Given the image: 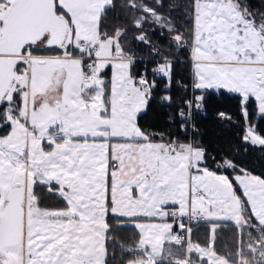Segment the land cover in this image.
<instances>
[{
  "label": "snow or ice",
  "instance_id": "snow-or-ice-1",
  "mask_svg": "<svg viewBox=\"0 0 264 264\" xmlns=\"http://www.w3.org/2000/svg\"><path fill=\"white\" fill-rule=\"evenodd\" d=\"M128 6L140 12L132 21L141 32L138 41L151 46L143 25L156 24L177 31L172 39L184 43L161 0L151 7L129 0ZM114 7L113 0H0V127L10 128L0 136V264H106L109 212L133 221L185 215L231 220L254 254L246 259L238 242L236 264H264V178L231 161L218 165L220 173H242L235 176L242 199L228 175L206 166L202 145L139 126L156 84L147 70L132 75L134 57L121 43L127 30H102ZM190 7L195 88L227 89L245 104L254 98L264 114V14L241 0H192ZM54 50L60 54H41ZM109 65L115 69L110 88L103 78ZM151 71L171 86V61ZM203 101H186L188 113L177 115L190 118ZM243 139L264 146V135L251 125ZM37 183L50 191L55 183L66 207L41 208ZM170 203L178 208L167 210ZM134 226L140 239L127 250L135 257L127 264H156L165 240L180 245L185 239L172 233V223ZM215 232L212 224L203 247L188 239L174 264H196L193 253L206 258L200 264H230L214 247Z\"/></svg>",
  "mask_w": 264,
  "mask_h": 264
},
{
  "label": "trees",
  "instance_id": "trees-1",
  "mask_svg": "<svg viewBox=\"0 0 264 264\" xmlns=\"http://www.w3.org/2000/svg\"><path fill=\"white\" fill-rule=\"evenodd\" d=\"M115 7L110 9L108 15L102 20V30L113 33L117 29H126L127 35L122 37L121 43L125 52L131 54L136 62L132 66V75L138 74L139 63L137 60H162L171 59L172 77L171 86L167 87V79H154L156 87L153 89L146 110L138 116V123L142 129L157 134L163 133L182 142L196 143L202 145L207 153L206 166L214 168V163L231 161L253 175L264 178V146L251 144L243 139L246 125L255 127L261 135H264V116L257 114L255 102L250 98L245 104L247 115L243 114L242 102L238 95L224 91H210L191 89V47L192 40L189 33L192 28L191 3L192 0H161L164 7L162 12L172 21V27L185 34L184 43H176L172 37L177 31H166L156 24H144L143 30L147 34L151 46L136 39L141 34L132 21L140 15V12L129 7V0H113ZM249 11L264 8V0H241ZM137 3L154 6L156 0H137ZM155 49V51H153ZM74 54L79 52L73 49ZM60 50L41 53L58 54ZM191 95L204 97L201 108L195 109L192 116L191 130H183L182 125L185 119H181L177 113L186 110V101L191 100ZM164 97H170L165 100ZM19 102V101H18ZM195 103V101H194ZM0 105V113L4 110ZM223 114L224 117H220ZM10 128H0V136L5 135ZM217 171V169H215ZM241 173L228 169L225 174L232 179L234 174ZM55 187V185H54ZM35 191L40 200V207L45 209L65 208L66 202L56 193L50 192L47 185L37 183ZM110 231L106 239V264H127V261L134 259V254L127 251L134 249L140 239L137 228L131 223V218L116 216L111 213L107 216ZM189 225L191 232H188V239L206 246L210 238L211 222L207 220L193 221ZM253 224L257 222L253 219ZM172 231L178 232V224L173 222ZM252 236L259 239L258 233L254 230ZM180 232V231H179ZM183 236L184 233L182 232ZM245 245V258L252 259L254 254L248 253L246 245L247 236H241L237 232V226L233 222L217 221L214 247L218 254L230 258V264H236L238 257L233 254L239 250V243ZM177 250L176 254L181 257L184 253V245L177 246L175 243L167 244L164 248L162 258L156 264H174V261H165V251L168 246ZM192 259H196L195 256Z\"/></svg>",
  "mask_w": 264,
  "mask_h": 264
},
{
  "label": "rangeland",
  "instance_id": "rangeland-1",
  "mask_svg": "<svg viewBox=\"0 0 264 264\" xmlns=\"http://www.w3.org/2000/svg\"><path fill=\"white\" fill-rule=\"evenodd\" d=\"M251 12H254V13H260V14H264V8L263 9H255V10H252ZM192 48H193V42H192V47H191V57H190V62H191V71H192V84H191V89H196L195 88V83H196V77H195V68H194V61H193V64H192V59H193V56H192ZM48 55H52V54H48ZM75 55H77L76 53H75ZM166 60H168V61H171V62H173L171 59H166ZM161 61H165V59H162ZM134 62H136V59H134ZM114 72H115V69L112 67V65H109L107 68H105L104 70H103V78L105 79V81H106V84H107V86H108V88H110V86H111V80H112V77H113V75H114ZM133 74V73H132ZM206 90H210V91H214V92H217V91H224V92H226V93H230V94H235V95H238L239 97H240V99H241V102H242V111H243V114H245V102L243 101V99H242V97H241V94H239V93H236V92H232V91H230V90H227V89H206ZM200 95H195V96H193V95H191V97L193 98V103H194V101L196 100V97H199ZM254 102H255V106H256V110H257V114L259 115V116H264V114H260L259 112H258V106H257V102L255 101V99L254 98H251ZM3 124V121L2 120H0V125H2ZM249 125H246V127H245V134H244V136L246 135V129H247V127H248ZM1 128V127H0ZM119 141H110V143H118ZM122 142H124V141H122ZM247 142H249V143H251V141H247ZM252 144V143H251ZM254 145H256V144H254ZM257 146H260V145H257ZM45 147L47 148L48 147V145H46L45 144ZM114 165H115V162L114 161H110V168H112V167H114ZM217 172H218V174H225V172L224 173H220L219 172V169H217ZM242 173H238V174H234L233 176H232V179H233V182H234V184L235 185H233L234 186V188H235V186L237 187L236 188V192H237V194L238 195H241V198L242 199H245V197H243V194H242V188L241 187H239L238 186V183H237V181L235 180V176L236 175H241ZM54 185H55V183H53V185H52V190L50 191L49 190V187H48V185H47V189L50 191V192H53V193H56V191H55V189H56V185H55V187H54ZM57 194V193H56ZM136 194V192H135V190H134V195ZM58 195V194H57ZM172 206H166L167 207V210H169V211H174L176 208H178V204H172V203H170ZM60 209H64V208H54V209H49V210H60ZM109 213H111V212H109ZM112 214V213H111ZM113 215H116V216H119V214H113ZM189 216L188 215H185V216H183V217H172V216H169V217H165V218H161V217H154V218H147V217H143V218H140V219H138V220H135V221H133L131 224L132 225H134L135 223H172L173 224V222H175L176 224H178L179 225V223L180 222H182L184 225H185V227H184V229H181L179 226H178V232L177 233H174L172 230V233L173 234H175V235H178V236H180V237H183V238H185L184 240H183V242H182V244L184 245V247L186 248V246H187V240H188V231H187V229H189V225H191V224H193L191 221L189 222L188 221V223L186 222V219L188 218ZM194 219V222L195 221H197V220H207V221H210L211 222V226H212V224H216V222L217 221H231V220H223V219H205V218H193ZM254 219V218H253ZM255 220V219H254ZM232 222V221H231ZM234 223V222H233ZM137 230H138V232H139V235H140V231H139V229L137 228ZM180 231V232H179ZM182 232L184 233V236H183V234H182ZM171 243H175V242H173V241H168V240H165L164 242H163V249L165 248V246L167 245V244H171ZM176 244V243H175ZM181 245V244H180ZM180 245H177V246H180ZM171 251L174 255L172 256V257H169L168 255H167V253H168V251ZM176 251L177 250H175V249H173V247L171 246L170 247V245L168 246V249L165 251V257H164V260L165 261H174L175 259H178V258H180V257H178L177 256V254H176ZM163 253H164V251L161 253V256H160V258H162V256H163ZM193 256H195V258L196 259H193L194 261H196V264H200V261H201V259H206V258H198L199 257V254H197V253H193L192 254V256H191V258L193 257ZM159 258V259H160ZM258 258V257H257Z\"/></svg>",
  "mask_w": 264,
  "mask_h": 264
},
{
  "label": "built area",
  "instance_id": "built-area-1",
  "mask_svg": "<svg viewBox=\"0 0 264 264\" xmlns=\"http://www.w3.org/2000/svg\"><path fill=\"white\" fill-rule=\"evenodd\" d=\"M138 63H139V68H138V74L136 75V77L138 78L140 75H143L145 74V70H147V78L151 81V80H154V79H161V78H164L163 75L159 74V73H153L151 70L154 69V68H157L159 64H162L164 63L163 61L161 60H137ZM192 103H193V98L191 97V100H190ZM181 111H184L185 113H188L189 109L187 108L186 110H181ZM193 113H194V108L192 109V114H191V117L188 118V119H185V123L183 124V127L182 129L183 130H191V126H192V116H193ZM220 117H224V115H220ZM222 163H214V168L215 169H218V165H220ZM210 169V168H209ZM215 169H210V170H215ZM188 221L192 222L194 221L193 218H190L188 217L186 219V222L188 223Z\"/></svg>",
  "mask_w": 264,
  "mask_h": 264
},
{
  "label": "crops",
  "instance_id": "crops-1",
  "mask_svg": "<svg viewBox=\"0 0 264 264\" xmlns=\"http://www.w3.org/2000/svg\"><path fill=\"white\" fill-rule=\"evenodd\" d=\"M58 54H60V53H58ZM45 55H48V54H45ZM52 55H57V54H52ZM192 64H193V59H192ZM112 141H119V142H122L121 140H118V139H113ZM45 144L47 145L46 142H45ZM229 179H230V178H229ZM230 180L232 181L233 185H235L234 182H233V179H230ZM236 188H237V187L235 186L234 189L236 190ZM236 191H237V190H236ZM167 206H172V205L169 204V205H167ZM255 221H256V220H255ZM228 222H231V221H228ZM232 222H233V221H232ZM158 260H159V259H157V261H158ZM157 261H156V262H157Z\"/></svg>",
  "mask_w": 264,
  "mask_h": 264
}]
</instances>
